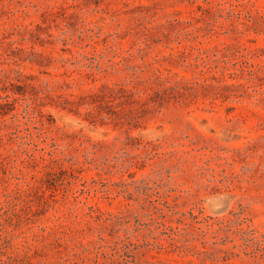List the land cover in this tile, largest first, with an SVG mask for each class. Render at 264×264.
Here are the masks:
<instances>
[{"label": "rangeland", "instance_id": "obj_1", "mask_svg": "<svg viewBox=\"0 0 264 264\" xmlns=\"http://www.w3.org/2000/svg\"><path fill=\"white\" fill-rule=\"evenodd\" d=\"M0 264H264V0H0Z\"/></svg>", "mask_w": 264, "mask_h": 264}, {"label": "trees", "instance_id": "obj_2", "mask_svg": "<svg viewBox=\"0 0 264 264\" xmlns=\"http://www.w3.org/2000/svg\"><path fill=\"white\" fill-rule=\"evenodd\" d=\"M52 174H54V173H49V175H52Z\"/></svg>", "mask_w": 264, "mask_h": 264}]
</instances>
